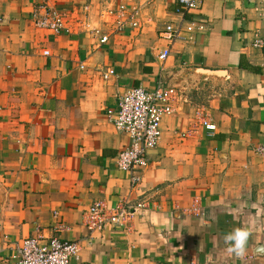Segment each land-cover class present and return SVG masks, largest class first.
I'll list each match as a JSON object with an SVG mask.
<instances>
[{
    "label": "crops",
    "instance_id": "0c3cea01",
    "mask_svg": "<svg viewBox=\"0 0 264 264\" xmlns=\"http://www.w3.org/2000/svg\"><path fill=\"white\" fill-rule=\"evenodd\" d=\"M39 1L0 0V264H16L21 241L37 236L78 242L69 264H264L260 0H203L185 15L175 0H50L69 28L61 34L33 25ZM119 4L141 9L139 27L115 30L105 11ZM181 20L206 28L189 41L160 38ZM158 81L184 97L135 185L116 165L129 139L106 110ZM194 198L200 216L182 212ZM96 201L144 207L127 229L89 233L82 215ZM236 228L249 233L241 255L225 242Z\"/></svg>",
    "mask_w": 264,
    "mask_h": 264
},
{
    "label": "built area",
    "instance_id": "2783aa9c",
    "mask_svg": "<svg viewBox=\"0 0 264 264\" xmlns=\"http://www.w3.org/2000/svg\"><path fill=\"white\" fill-rule=\"evenodd\" d=\"M175 1V12L180 15L199 10L203 3V0ZM256 11L264 14V0H260V9L257 8ZM105 13L115 17L116 31L127 27L137 28L141 22V9L135 6L128 7L125 4H119L113 9L106 10ZM30 19L36 28L52 34L69 32L63 14L51 5L50 0H40L35 4ZM77 27L89 33H98L96 30H91L88 23L83 20L77 22ZM205 28V25L200 22L181 20L178 24H163L159 36L169 42L189 41L193 33L203 32ZM183 32L188 37H185ZM106 41L107 36H101L100 43ZM252 47L263 49L264 38L255 35ZM168 52L169 50H164L158 55V59L164 61ZM43 55L47 56L48 52L44 51ZM260 67L264 72V53ZM113 74L114 71L110 69L103 77L107 79ZM183 97L181 90L173 86H165L158 81L152 89L138 86L127 90L117 98L114 109L106 110V116L115 129L126 134L129 139L128 146L116 157V165L119 170L129 174L132 184L136 185L140 182L139 172L147 167V152L153 149L160 140L162 119L176 112L174 105ZM201 124L207 130L215 129L207 118L203 117ZM255 151L264 155L263 146L256 148ZM143 207L144 202L133 205L122 204L112 208L104 201H96L84 211L82 225L89 233L101 232L108 227L127 229L136 212ZM182 212L200 216L199 199L194 198L191 206ZM79 251L80 245L76 241L60 240L56 237L44 239L42 236H37L22 240L13 259L16 264H69L78 256Z\"/></svg>",
    "mask_w": 264,
    "mask_h": 264
},
{
    "label": "clouds",
    "instance_id": "9594fccd",
    "mask_svg": "<svg viewBox=\"0 0 264 264\" xmlns=\"http://www.w3.org/2000/svg\"><path fill=\"white\" fill-rule=\"evenodd\" d=\"M248 231L242 228H236L234 231L225 237V242L234 241V246L229 248V251H235L241 255L244 250V245L248 238Z\"/></svg>",
    "mask_w": 264,
    "mask_h": 264
}]
</instances>
